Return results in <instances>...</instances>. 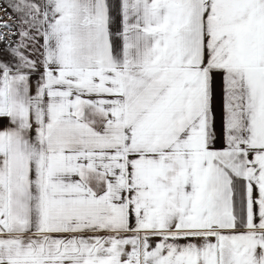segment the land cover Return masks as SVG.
Returning a JSON list of instances; mask_svg holds the SVG:
<instances>
[{"label":"snow or ice","instance_id":"obj_1","mask_svg":"<svg viewBox=\"0 0 264 264\" xmlns=\"http://www.w3.org/2000/svg\"><path fill=\"white\" fill-rule=\"evenodd\" d=\"M0 11V264H264V0Z\"/></svg>","mask_w":264,"mask_h":264},{"label":"rangeland","instance_id":"obj_2","mask_svg":"<svg viewBox=\"0 0 264 264\" xmlns=\"http://www.w3.org/2000/svg\"><path fill=\"white\" fill-rule=\"evenodd\" d=\"M2 15H5V13H3L2 11H0V16H2Z\"/></svg>","mask_w":264,"mask_h":264}]
</instances>
